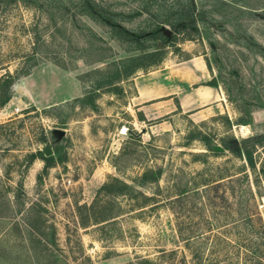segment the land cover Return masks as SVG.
Returning <instances> with one entry per match:
<instances>
[{
  "label": "rangeland",
  "instance_id": "1",
  "mask_svg": "<svg viewBox=\"0 0 264 264\" xmlns=\"http://www.w3.org/2000/svg\"><path fill=\"white\" fill-rule=\"evenodd\" d=\"M94 1L135 32L169 27L185 2ZM194 1L198 30L133 76L156 96L163 73L203 58L201 84L221 100L182 110L159 96L133 105L134 80L113 73L160 40L128 51L79 0H0V77L16 76L0 106V264H264V0ZM33 60L77 95L32 104L21 72ZM147 169L159 178L140 185Z\"/></svg>",
  "mask_w": 264,
  "mask_h": 264
},
{
  "label": "trees",
  "instance_id": "2",
  "mask_svg": "<svg viewBox=\"0 0 264 264\" xmlns=\"http://www.w3.org/2000/svg\"><path fill=\"white\" fill-rule=\"evenodd\" d=\"M79 3L82 5L84 9V14L89 15L91 18H94L98 22L112 28L115 31L116 36L121 40L127 42L129 46H127L128 51H134L139 49H147L150 48V44L147 43L148 40L158 39L161 41V46L154 51H146L141 54L130 55L120 61L118 64H113V73L116 79L119 80H129L131 79L137 71L145 72L149 66L156 67L160 64L164 51L161 50L163 46H171L175 44L176 33L179 31H185L188 28H192V30L197 31L198 28L196 26V18H195V1L194 0H185V2L179 4V12L178 16L170 22H166L169 24V27H166L170 30L169 34H167L163 28V24L161 21H157V25L154 28H151L149 31L143 32H135L127 29L124 25L116 21L112 15V13L104 8L102 5L97 3L94 0H79ZM189 38L190 33H186ZM158 56V57H156ZM41 63L39 60H33L22 72L21 75H27L31 72L32 68ZM116 66V67H115ZM16 76L6 73L5 76L0 77V91L3 89V96L0 99V106L8 101L12 94L11 85L15 81ZM111 80L107 82H99L95 84L94 88L101 87L103 84H110ZM205 84L215 86L214 80L211 79L207 81ZM56 106V105H52ZM49 106L48 108L52 107ZM133 136V135H132ZM136 138V137H135ZM248 162L252 165V160L250 155H245ZM159 173L157 171H153L147 169L141 173L139 176L140 185H144L148 182H156L159 178ZM117 182L118 180L115 179ZM120 184L119 192H127V185L125 183ZM110 185H103V188L107 189ZM108 186V187H107ZM183 193L185 191H179V193ZM141 194V193H139ZM141 196L145 199L150 197H146L141 194ZM92 220H95L92 219ZM91 220V221H92ZM80 224H87L86 219L80 218Z\"/></svg>",
  "mask_w": 264,
  "mask_h": 264
},
{
  "label": "crops",
  "instance_id": "3",
  "mask_svg": "<svg viewBox=\"0 0 264 264\" xmlns=\"http://www.w3.org/2000/svg\"><path fill=\"white\" fill-rule=\"evenodd\" d=\"M48 70L47 65L37 64L29 74L24 75L22 78V88L27 92L29 98L31 96L32 104L36 106L57 105L60 102L68 101L71 98L73 99L78 91L76 81L71 80V83L66 82V80L63 82L59 81L57 84L54 83L51 86L48 83L51 76L48 75ZM60 73L61 71H57L56 74L58 75ZM147 73L149 71L144 72V74ZM208 76L209 72L204 59L199 56H192L186 58L181 66L172 69L169 74L163 73L164 81H162V85L159 88L162 90L164 87V91L156 96H154L153 85H146L144 81H137L135 79L136 77H132V80L135 82V92L131 95L130 99L133 105L137 106L158 96L167 97L165 100H174L175 98L177 100L176 104L182 110H192L210 101L215 102L221 100L219 91L215 87L201 84ZM41 79H44V81L41 82ZM27 80H29L31 86L33 85L32 87L28 83L25 84ZM52 80L54 81L55 79L52 78ZM154 83L157 84L160 82L154 81ZM182 87H186L184 92L180 90ZM190 87L195 89L190 91ZM137 110L143 112V116H147L143 108L138 106Z\"/></svg>",
  "mask_w": 264,
  "mask_h": 264
},
{
  "label": "water",
  "instance_id": "4",
  "mask_svg": "<svg viewBox=\"0 0 264 264\" xmlns=\"http://www.w3.org/2000/svg\"><path fill=\"white\" fill-rule=\"evenodd\" d=\"M163 30L167 33V34H169V32H170V30L168 29V28H166V27H164L163 28ZM132 135H136V134H134L133 132H130ZM214 149H216V150H221V147L220 146H218V145H214Z\"/></svg>",
  "mask_w": 264,
  "mask_h": 264
}]
</instances>
